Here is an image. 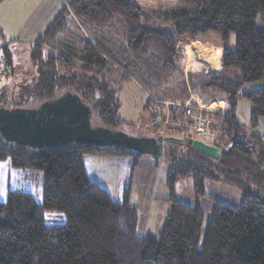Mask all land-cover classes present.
<instances>
[{
  "label": "trees",
  "instance_id": "trees-1",
  "mask_svg": "<svg viewBox=\"0 0 264 264\" xmlns=\"http://www.w3.org/2000/svg\"><path fill=\"white\" fill-rule=\"evenodd\" d=\"M179 1L180 9L163 16L172 25L163 30L144 22L150 13L137 0H61L60 11L30 45L37 72L34 106L77 94L94 112L97 126L119 131L124 119L112 70L120 80L133 74L158 93L179 68V42L216 36L223 70L207 76L228 98L222 131L229 142L216 146L223 150L221 158L214 161L187 144L167 147L169 212L155 234L140 226L132 188L126 187L121 202L114 189L115 158L134 159L136 165L141 155L75 143L30 148L0 134V161L45 174L41 204L16 191L0 201V264H264V134L256 131L264 120V88L240 93L245 83L264 80V0ZM74 18L92 36L80 30L78 46L66 37ZM216 58L220 62V55ZM239 98L252 108L249 134L237 119ZM1 101H8L4 91ZM147 101L159 108L155 118L189 123L182 106ZM184 180H192L197 198L206 196L207 181H224L244 192L238 208L217 200L203 240L205 212L177 199L176 186ZM47 211L63 213L66 223L47 227Z\"/></svg>",
  "mask_w": 264,
  "mask_h": 264
},
{
  "label": "rangeland",
  "instance_id": "rangeland-1",
  "mask_svg": "<svg viewBox=\"0 0 264 264\" xmlns=\"http://www.w3.org/2000/svg\"><path fill=\"white\" fill-rule=\"evenodd\" d=\"M44 1L49 2L50 0ZM137 2L141 4L147 13H150L148 17H143L145 19L144 22H147L150 27L153 26L163 30H170L172 26L169 22L165 21L166 19L163 20V16L166 13L180 9L179 0H137ZM60 4H62L61 1ZM43 5L45 4L42 0H0V91H4L5 96L8 98L7 102H0V108L8 111L19 109L32 110L35 108L34 105H37L33 102L37 72L33 61L30 59V45L49 26V23L46 22L43 25H39V27H35V24H39L41 15L45 12ZM74 19L75 23L73 24L72 32L66 35V37L67 40L70 39L71 42L76 43V46H78L77 36L81 31L84 36H89L91 39L92 36L86 24L84 25L76 18ZM111 34L115 40L122 39L121 35L117 33L112 32ZM214 38L216 39V36L200 38L197 41L187 40L179 42L177 47L179 55L181 56L178 61L179 68L177 72L168 75L165 84L159 89L158 93L150 90L133 74L126 73V78L120 80L117 72L112 70L110 72L111 80L113 85L119 90L118 96L122 104L118 110V114L124 119L123 126L119 131L132 137L162 135L167 138H192L211 146H224L226 143L228 144V135L222 131V115L229 111L227 94L208 84L209 76L207 75L211 72L219 74L223 70V64H221L223 54L219 50L221 49L219 48L221 42ZM198 43L201 48L190 53V58L187 57L190 59L188 61H193L189 65L190 67L185 70L182 63L186 56L184 49L192 44H195L193 46L196 48L195 46ZM8 54L11 56L12 64L8 62ZM216 54L221 57L220 68H210L204 65L203 62L209 61L211 63L215 59L217 60ZM114 68L117 69L116 67ZM261 88H264V80H257L256 82L245 83L240 93ZM147 100L151 102L157 100L160 104L166 106L179 104L185 108L188 105L197 110L200 116L190 118V123L185 124L171 121L169 117L165 120L162 116L155 118L154 114L158 106L153 104L147 106ZM237 109V119L249 134V119L252 108L247 100L245 101L243 98H239ZM94 118L91 121L92 126L100 127L97 126L98 124ZM155 125L158 127L157 132H155L157 128ZM179 127L183 128V131H179ZM256 131L258 134H264V120ZM169 145L166 146L165 150ZM119 159L122 166L117 163ZM146 159L145 155H141L135 165L134 159L126 157L117 158L115 168H119V174L117 173L115 177L114 182L116 188L114 189L116 200L121 202L123 191L126 187L132 188L131 203L137 204V206L139 205V210L142 215L140 226L143 228L148 226L150 229L152 225V227L157 228L156 232H154L157 234L158 229L161 228L159 221L164 216H167V213L164 212L166 211V205L169 207V204L166 203L163 206L159 203L156 209L149 210L152 209L150 208V204H152L150 201L151 197L145 191L144 186L148 185V182L151 181L150 177L154 175L156 169L154 170L152 167L146 166L147 162L144 161ZM95 160H99V158L97 157ZM163 160L159 161V169L164 171L162 175L168 170L167 163L165 159ZM44 180L45 174L41 171L30 169L21 170L15 168L10 160L0 161V201H7L9 192L16 191L28 192L35 198L38 204H41L45 186ZM159 185L161 186L162 184ZM192 185V180H184L178 183L176 186L177 199L191 206L199 204L202 211L205 212V225L202 233L203 240L207 222L212 214L211 210L217 200L238 208L242 203L244 192L240 188L238 189L224 181H216L215 183L207 181L206 196L204 198H197L192 189ZM165 186L167 189V184ZM148 210L150 212L149 216L144 214ZM44 219L47 227L63 224L67 221L63 213L51 211H47L44 214Z\"/></svg>",
  "mask_w": 264,
  "mask_h": 264
},
{
  "label": "water",
  "instance_id": "water-1",
  "mask_svg": "<svg viewBox=\"0 0 264 264\" xmlns=\"http://www.w3.org/2000/svg\"><path fill=\"white\" fill-rule=\"evenodd\" d=\"M93 118L91 108L80 96L69 92L64 98L43 103L32 110L0 108V134L10 143L30 148H56L75 143L97 149H125L133 155H149L156 161L164 159L169 144H187L214 161L222 156L221 148L192 138L132 137L117 130L92 126Z\"/></svg>",
  "mask_w": 264,
  "mask_h": 264
},
{
  "label": "crops",
  "instance_id": "crops-1",
  "mask_svg": "<svg viewBox=\"0 0 264 264\" xmlns=\"http://www.w3.org/2000/svg\"><path fill=\"white\" fill-rule=\"evenodd\" d=\"M42 1L45 4V5H43L44 6V9H45V12H44L43 15H41L39 24L38 25L35 24V27H39V25H43L46 22L49 23V25H50L51 24V21L56 16V14L60 11V8H61V4H60V1L61 0H50L49 2H45L44 0H42ZM48 15H50V16L48 17ZM192 45H195V44H192ZM187 57H189V56L186 55L185 58L182 61L185 70L190 67L189 65L193 61V60L188 61V60H190L189 59L190 57L189 58H187ZM203 63H204V65H207V67H210V68L211 67H218V68L221 67L220 62L218 60H216V59L214 61H212L211 63H209V61L203 62ZM207 63L210 64V65H208ZM145 157L147 158L146 160H144L145 162H147L146 163V166H150L154 170L156 169V171L154 172V175L150 177V180L151 181L148 182V185L144 186L145 191H147L148 195H150V197H151L150 198V201L152 202V204H150V208H152V209H149V210H154V209L157 208V206H158L159 203H161L163 206H164V204L167 203L164 200L167 199L168 194H169V191H167L166 186H165L167 184L166 174H167L168 170H167V172L165 174L163 173V175H162V172H164V171H161L159 169L160 168L159 161H156L155 159H153L149 155H147ZM128 162L130 163L129 160H128ZM117 163H119V165L122 166V163H120V159L117 161ZM129 163H128V165H129ZM115 167H116V162H115ZM118 169L115 168L116 176H117V173L119 174V170ZM159 184H162V185L160 186ZM132 204H134V203H132ZM134 205L139 209V205L138 206H137V204H134ZM147 206L149 207L148 204H147ZM164 209H165V207H164ZM149 210L146 211V212H144V214L147 215V216H149L150 215ZM165 210L166 211L164 213H168L169 207H167V205H166V209ZM161 219H163V218H161ZM160 222H161V220L159 221V223ZM142 229H143V231H145L147 233H154L157 230V228L154 227V226L152 227V225H151L150 229H149L148 226H146L145 228L142 227Z\"/></svg>",
  "mask_w": 264,
  "mask_h": 264
},
{
  "label": "built area",
  "instance_id": "built-area-1",
  "mask_svg": "<svg viewBox=\"0 0 264 264\" xmlns=\"http://www.w3.org/2000/svg\"><path fill=\"white\" fill-rule=\"evenodd\" d=\"M177 106H181V105L178 104ZM185 110L187 111V120L189 121L190 118H196L200 116V113L197 110L193 109L191 106L190 107L188 105L185 106Z\"/></svg>",
  "mask_w": 264,
  "mask_h": 264
},
{
  "label": "bare ground",
  "instance_id": "bare-ground-1",
  "mask_svg": "<svg viewBox=\"0 0 264 264\" xmlns=\"http://www.w3.org/2000/svg\"><path fill=\"white\" fill-rule=\"evenodd\" d=\"M200 45H199V43H198V45H196L195 47L196 48H194V46L193 45H191V46H187L185 49H184V52H185V54L187 55V56H191V54L190 53H193L195 50H199L200 48H201V46L199 47ZM199 52V51H198ZM200 52H201V50H200ZM202 55H204V53H202ZM212 55V54H211ZM205 56H207L206 54H205ZM198 60V59H197Z\"/></svg>",
  "mask_w": 264,
  "mask_h": 264
}]
</instances>
